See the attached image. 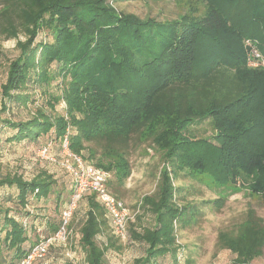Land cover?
Here are the masks:
<instances>
[{
  "label": "trees",
  "instance_id": "1",
  "mask_svg": "<svg viewBox=\"0 0 264 264\" xmlns=\"http://www.w3.org/2000/svg\"><path fill=\"white\" fill-rule=\"evenodd\" d=\"M125 1L0 0V35L27 38L1 85V111L27 107L37 88L45 93L62 79L61 93L48 92L30 119L1 121L12 130L7 143L37 145L38 153L51 143L58 164L44 160L48 166L30 176H0V264H18L60 229L70 201L56 180L67 130L74 153L113 174L109 189L120 200L132 154L152 150L160 158L155 190L129 225L128 244L143 247L133 264L182 263L179 234L203 213L187 199L195 193L187 181L219 190L202 207L220 210L241 187L264 204V67L255 68L250 54L264 58V0H204L205 14L165 21L119 11ZM40 33L49 39L37 41ZM60 103L66 108L59 112ZM205 120L215 135L197 138L191 127ZM2 148L0 141V156ZM52 195L55 211L47 206ZM80 203L70 228L80 215L85 262L110 264L108 252L122 248L110 218L95 195ZM145 216L152 223L142 227ZM218 241L235 255L233 264H252L264 254V220L249 210L237 232H220Z\"/></svg>",
  "mask_w": 264,
  "mask_h": 264
},
{
  "label": "rangeland",
  "instance_id": "2",
  "mask_svg": "<svg viewBox=\"0 0 264 264\" xmlns=\"http://www.w3.org/2000/svg\"><path fill=\"white\" fill-rule=\"evenodd\" d=\"M207 3L204 0H127L117 4L119 11L125 13H133L142 18H155L158 21L176 19L180 16L203 15L207 9ZM2 6H0V10ZM49 39L48 33H40L37 41ZM27 38L23 33H20L17 38L7 39L4 35H0V111L2 108L1 85L6 82L8 67L21 53L18 43H25ZM62 79L54 82L50 87L45 89V93L38 89L33 92L35 97L34 102L27 107H13L8 109L6 113L0 112V141L3 145V150L0 156V176L15 173H24L32 175L37 173L44 167L48 166L44 162L40 153L39 146H30L24 143L10 145L6 142L7 137L12 134L9 128H1V121L12 118L15 121L28 120L36 110L44 107L48 101L46 96L48 92L61 93L60 87ZM37 87V86H36ZM66 108L64 103L57 106L58 111H63ZM213 122L205 120L198 125L191 127L192 132L197 138H210L215 135ZM160 158L149 151V156L143 157L139 152H134L130 157L132 165V175L126 181L123 189V199L132 211L136 212L137 216L142 214L140 208L141 198L147 194H152L155 190L156 181L153 177L159 169ZM49 161V160H46ZM51 162V161H49ZM58 164L56 162H52ZM57 168V167H56ZM54 168H50L53 170ZM111 177H114L111 173ZM113 179V178H112ZM56 180L58 189L62 193V198L68 201L71 197L70 176L57 168ZM187 187L193 195L188 196V200L194 202L202 208V217L199 223L192 229H186L179 234L178 243L181 251V264H233L235 255L229 250L221 247L218 236L220 232L236 233L239 225L246 219L249 210H254L259 217L264 220V204L262 199L255 195L254 191L246 190V188H237V193H230L225 205L220 210L212 206L202 207L201 203L206 200H217L219 198V190L211 187L199 185L196 182L187 181ZM191 187V188H190ZM2 192V190H0ZM56 196L52 195L50 203L47 204L51 211L56 209ZM4 207H11V203H2ZM43 205V204H41ZM81 210L87 205L86 201H82ZM42 207V206H41ZM54 215V214H53ZM58 215V214H55ZM82 215V214H81ZM80 220V215L74 218L71 236L65 245L51 250L47 258L50 264H84V254L79 244V232L76 229V223ZM136 221V219H135ZM142 227L151 225L152 218L145 216L142 218ZM137 224V221L135 222ZM111 235L110 229L105 231L102 236H99V241H106V238ZM121 245L120 250H110L107 254L110 264H133L134 260L143 254V247L139 243L128 244L118 241ZM120 251V252H118ZM67 253L71 257H67ZM169 263V261H167ZM252 264H264V254Z\"/></svg>",
  "mask_w": 264,
  "mask_h": 264
},
{
  "label": "built area",
  "instance_id": "3",
  "mask_svg": "<svg viewBox=\"0 0 264 264\" xmlns=\"http://www.w3.org/2000/svg\"><path fill=\"white\" fill-rule=\"evenodd\" d=\"M253 59V66L264 67V58L258 50L250 51ZM70 131L62 142V160L60 166L72 179L73 191L67 209L62 213L60 229L50 238L44 239L35 245L32 251L27 254L18 264H36L44 260L54 244H67L72 229L70 228L74 213L80 201L87 195H95L97 201L106 210L112 226L113 234L123 243H129V225L136 219V212L132 211L122 200L116 198L109 189L111 173L94 165L87 164L83 157L74 153L70 148ZM52 144L45 146L39 153L43 159L57 162L50 154ZM26 224V222H25ZM71 257L70 253L66 254Z\"/></svg>",
  "mask_w": 264,
  "mask_h": 264
},
{
  "label": "crops",
  "instance_id": "4",
  "mask_svg": "<svg viewBox=\"0 0 264 264\" xmlns=\"http://www.w3.org/2000/svg\"><path fill=\"white\" fill-rule=\"evenodd\" d=\"M72 179H70V181H71ZM72 182V181H71ZM61 245L62 244H54L51 248H50V251L53 249V250H57V248H59V247H61ZM50 251H49V254H50ZM49 254H48V256H49ZM84 254V253H83ZM48 256L44 259V260H41V261H38L36 264H50V261L48 262V260H47V258H48ZM84 262V264H86V262H85V258H84V260H83Z\"/></svg>",
  "mask_w": 264,
  "mask_h": 264
}]
</instances>
